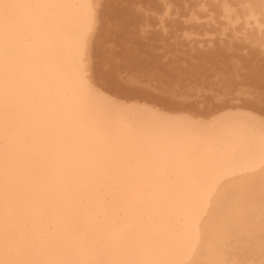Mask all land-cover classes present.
Segmentation results:
<instances>
[{
  "label": "bare ground",
  "instance_id": "1",
  "mask_svg": "<svg viewBox=\"0 0 264 264\" xmlns=\"http://www.w3.org/2000/svg\"><path fill=\"white\" fill-rule=\"evenodd\" d=\"M113 1L0 0V264H222L226 218L264 237V109L120 90Z\"/></svg>",
  "mask_w": 264,
  "mask_h": 264
},
{
  "label": "snow or ice",
  "instance_id": "2",
  "mask_svg": "<svg viewBox=\"0 0 264 264\" xmlns=\"http://www.w3.org/2000/svg\"><path fill=\"white\" fill-rule=\"evenodd\" d=\"M111 8L126 53L118 70L131 75L117 82L126 94L179 113L198 107L188 93L199 85L226 104L264 109V0H115ZM154 19L168 26L153 27Z\"/></svg>",
  "mask_w": 264,
  "mask_h": 264
},
{
  "label": "rangeland",
  "instance_id": "3",
  "mask_svg": "<svg viewBox=\"0 0 264 264\" xmlns=\"http://www.w3.org/2000/svg\"><path fill=\"white\" fill-rule=\"evenodd\" d=\"M114 2H115V0L112 2V4ZM168 2H169V0H159V3L161 5L167 4ZM161 11H163V9H161ZM105 15H107V19L105 20L106 24L104 26L105 29L103 32L102 40H99L98 60L107 73H113L114 76H118L121 83L123 85H126V84L131 82V75L128 71H126L122 68L118 70V64L122 63L123 58L125 57L126 53L124 50L123 42L121 40H119L116 36V33L118 31V26L115 23V21L112 19V8H111V6L109 7V10L106 12ZM157 24H159L161 29L168 26V22L166 20L157 21L154 19L152 21V26L155 27V26H157ZM127 54H131L130 49H129ZM162 56H163V54H162ZM206 91H208V90H205L204 88H202L199 85L194 86L188 93V97L190 99V102L191 103H198V104H199V102H202L203 103L202 107H208V106L212 105L213 101H215V103L217 104L218 99H226L225 95H223V94H221L215 90H211L208 92H206ZM229 209H231V208H229ZM227 220H228V218H226L224 220L222 219V222L224 221V223L223 224L221 223L222 229H225V231H226L225 232L226 238L224 239L225 242L222 244H219L221 246L217 247V248H219L220 250L216 251L217 254L221 253L222 258L224 257L222 264H239V263L241 264V263H243V261L246 264V261L249 262V260L253 261V263H251L252 262L251 261L249 264H264V261L261 262V260L264 259V242H263L264 237L262 236L261 232H259V230H257L258 231V233H257V232H255L256 230H254V229L252 230V228L249 229L248 227H246V228L243 227V229L237 227L239 229L238 230L232 222H230V225L232 224L230 226V229H231V227H233V225H234V227L230 230V229H228L229 226L225 225V223L229 224ZM225 221H227V222H225ZM224 226H225V228H224ZM234 228L236 229V231L237 230L238 231L236 232L234 230ZM233 230L237 233V236H235L236 233H234ZM245 233H246L247 237L249 235L248 238H250V240L247 239V237L245 236ZM230 240H232L231 243H229ZM248 242H250L251 245ZM234 246H235V248H234ZM247 246L249 249L247 248ZM253 248H254L255 252H254ZM224 250H225V252H224ZM214 252H215V250H214ZM250 252H252V253H250ZM223 253H226V254L223 255ZM259 253L262 254L261 257L263 259L259 258L260 257ZM226 258L228 260L229 259H231V260H229V261L227 260V263H226L225 262ZM258 259H261V260L258 261ZM230 261H231V263H230ZM207 264H219V263H207Z\"/></svg>",
  "mask_w": 264,
  "mask_h": 264
}]
</instances>
